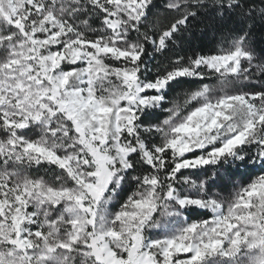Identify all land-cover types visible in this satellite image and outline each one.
<instances>
[{"label":"snow or ice","instance_id":"obj_1","mask_svg":"<svg viewBox=\"0 0 264 264\" xmlns=\"http://www.w3.org/2000/svg\"><path fill=\"white\" fill-rule=\"evenodd\" d=\"M0 264H264V0H0Z\"/></svg>","mask_w":264,"mask_h":264},{"label":"trees","instance_id":"obj_2","mask_svg":"<svg viewBox=\"0 0 264 264\" xmlns=\"http://www.w3.org/2000/svg\"><path fill=\"white\" fill-rule=\"evenodd\" d=\"M206 48H212L214 45L211 42L205 41Z\"/></svg>","mask_w":264,"mask_h":264}]
</instances>
